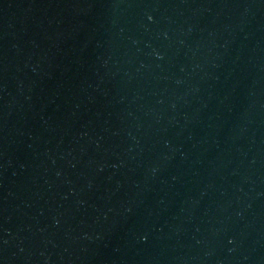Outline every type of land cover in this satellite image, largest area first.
<instances>
[{"label":"water","instance_id":"obj_1","mask_svg":"<svg viewBox=\"0 0 264 264\" xmlns=\"http://www.w3.org/2000/svg\"><path fill=\"white\" fill-rule=\"evenodd\" d=\"M0 264H264V0H0Z\"/></svg>","mask_w":264,"mask_h":264}]
</instances>
